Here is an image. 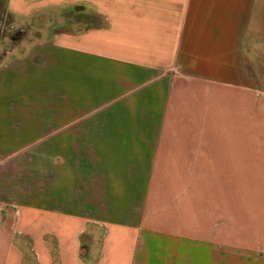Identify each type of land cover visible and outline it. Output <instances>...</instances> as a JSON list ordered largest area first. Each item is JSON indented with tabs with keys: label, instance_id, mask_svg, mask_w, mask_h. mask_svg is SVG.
<instances>
[{
	"label": "crops",
	"instance_id": "obj_1",
	"mask_svg": "<svg viewBox=\"0 0 264 264\" xmlns=\"http://www.w3.org/2000/svg\"><path fill=\"white\" fill-rule=\"evenodd\" d=\"M119 6L87 41L40 42L0 64V162L57 136V151L97 154L101 182L146 190L126 186L120 205L106 188L94 210L0 196V264H165L143 252L159 235L264 260V0ZM102 67L82 96V74Z\"/></svg>",
	"mask_w": 264,
	"mask_h": 264
},
{
	"label": "rangeland",
	"instance_id": "obj_2",
	"mask_svg": "<svg viewBox=\"0 0 264 264\" xmlns=\"http://www.w3.org/2000/svg\"><path fill=\"white\" fill-rule=\"evenodd\" d=\"M27 1L30 6L19 13L10 9V0H0V64L19 58L40 42L87 41L90 31L99 33V30L109 27L111 16L120 10V0ZM81 60L82 66L90 63L86 56H81ZM105 70L103 67L93 68V72L91 69L82 74L79 81L82 96L85 90L87 93L96 90L100 82H105ZM109 96L103 91L99 102L106 101ZM35 138L28 150L11 153L0 162V196L15 203L17 208L25 204L66 208L77 202L84 209L94 210L95 205L102 202L106 188L114 195L113 202L120 205L127 202L122 197L126 186L133 191L135 187L138 192L146 190L147 184L143 182L134 185L101 182L103 169L89 162L94 160L96 153L60 152L57 147L62 142H58L57 136ZM64 145L71 147V139L66 137ZM138 171L146 178L151 170L143 168ZM143 252L147 256L163 257L165 264L172 256L192 257L190 264H264V260H256V257L247 262L239 257L236 259L232 251L218 247L185 248L170 243L161 235L152 238Z\"/></svg>",
	"mask_w": 264,
	"mask_h": 264
}]
</instances>
